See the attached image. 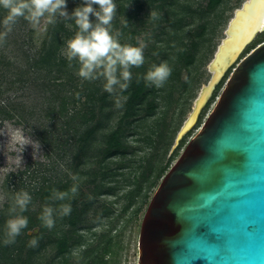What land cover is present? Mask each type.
I'll return each instance as SVG.
<instances>
[{
  "label": "rangeland",
  "instance_id": "obj_1",
  "mask_svg": "<svg viewBox=\"0 0 264 264\" xmlns=\"http://www.w3.org/2000/svg\"><path fill=\"white\" fill-rule=\"evenodd\" d=\"M245 1L114 0L116 14L112 21L113 34L117 35L121 44L144 45L145 62L140 67L130 69L132 78L126 90L130 88L136 73L140 74L144 87L139 98L127 109L129 94H125V90L121 92L116 86L115 92L109 97L111 105L98 117L101 128L93 142V149L89 154L91 158L81 157L78 144L72 141L57 148L52 144L45 147L39 140L38 136L41 134L44 137L50 136L49 132L44 131L43 124L46 123L47 130H53L52 124L40 117L48 109L40 89L29 88L5 94L4 98L7 97L25 109L23 114L27 115L28 111H31L30 116H33H27L29 119L26 120L25 117L21 122L17 121L18 118L6 120L0 123V127H3L5 122L22 127L25 135L38 144L35 148L32 143L25 146L22 164L17 166L11 163L15 153L6 151L7 137L0 136V168L6 166L8 158L9 167L12 169L11 172L0 170V211L8 194L14 211L18 207L15 205V192L12 191L9 181H22L24 191L29 192L32 197L28 205L30 213L26 214L28 226L20 234V237L24 238L23 242L32 241L25 237L26 233L38 232V228L32 227L30 221L40 215L41 204L39 197L33 199L32 190H37L42 184L59 188L69 183L70 187H77V192L70 194L68 199L81 197L82 202L77 204V211L85 200L93 199L85 221L79 224L77 233H82L83 236L73 246L72 254L76 255L89 249L87 256L90 258L99 253L102 245L112 239L115 243L112 248L113 263L137 264L136 226L235 64L225 72L195 123L177 142V137L192 113L202 87L211 77L209 64L226 37V29L236 9ZM81 2L82 0H68V12L71 13ZM126 17L131 18L130 23L125 24ZM41 26L46 27L43 18ZM27 29L35 31L33 35L38 47L44 31L38 32L30 23L23 24L20 20L15 30L10 31L11 44L5 54L11 57L17 49L12 39H18L20 48L25 46L20 35ZM70 29L75 30L74 25L70 24ZM262 42L264 31L255 36L235 62ZM64 54L67 55V48ZM163 62H167L172 69L170 77L162 88L147 86L144 79L146 73L154 65ZM99 79L104 91V78ZM117 99L120 101V107L116 106ZM126 112L129 113L128 117ZM120 120L124 152L104 158L103 151L108 144L111 130L116 129ZM85 168L89 169L88 175L83 173ZM14 211L0 213L4 235L6 221L17 217L11 215ZM68 227L58 225L53 229L60 233ZM46 248L45 256L39 260L42 264L55 253L50 245ZM73 260L70 259V262ZM0 264H20L12 247L5 256L0 257Z\"/></svg>",
  "mask_w": 264,
  "mask_h": 264
},
{
  "label": "water",
  "instance_id": "obj_2",
  "mask_svg": "<svg viewBox=\"0 0 264 264\" xmlns=\"http://www.w3.org/2000/svg\"><path fill=\"white\" fill-rule=\"evenodd\" d=\"M254 1L231 19L177 142L235 64L136 226L137 264H264V42L235 62L260 13L226 52Z\"/></svg>",
  "mask_w": 264,
  "mask_h": 264
},
{
  "label": "trees",
  "instance_id": "obj_3",
  "mask_svg": "<svg viewBox=\"0 0 264 264\" xmlns=\"http://www.w3.org/2000/svg\"><path fill=\"white\" fill-rule=\"evenodd\" d=\"M3 16L4 11L0 9V20ZM20 20L23 21V24L29 23L27 20L19 18L17 23L12 26L11 31L20 24ZM55 21L54 24H46L44 35L38 47L33 35L35 31L32 29H27L24 34L20 35L24 47H19L18 39H12L17 49L13 54L11 53V57L5 54L11 44L10 32L0 43V123L13 118H18L17 121L21 122L31 114V111H28L27 115L23 114L25 109L21 106L20 108L7 97L4 98L5 94L17 93L29 88L40 89L48 105L47 111L40 117H44L48 123L52 124L53 130H47L46 123H42L45 127L44 131L49 132L50 136L44 137L41 134L38 136L39 140L45 147L52 144L57 148L72 141L74 144H78L81 157L88 156L91 158L89 154L93 149L92 145L96 139V134L101 128V121L98 117L111 105L109 103L111 94L103 91L100 79L88 81L80 78L77 74L80 67L79 59L74 58L69 61L67 55L64 54L66 42L73 38L78 31L74 20L57 15ZM125 21V24L130 23L131 18L126 17ZM70 24L74 25L75 30L70 29ZM3 31L5 28L3 24H0V32ZM143 87L142 78L139 73H136L130 88L124 91L125 94H129L127 109H130L129 105L131 106L139 98ZM125 115L128 117L129 113L126 112ZM27 119L29 118L27 117ZM121 131L120 120L116 129L111 130L108 144L103 151L104 158L124 152L125 146ZM88 170L85 168L83 173L88 175ZM12 182L9 181L13 192L24 191L22 181ZM71 188L69 183L59 188L50 184H42L37 190H32L33 199L40 198L41 213L46 206L53 209V216L56 220L53 228L58 225L69 226L66 231L57 233L53 228V230L46 228L39 219L40 215L37 216L30 222L32 227L38 228V232L26 233L25 235L27 239L37 240L38 243L34 247L30 246V240L23 242L24 238H21L20 235L16 237L14 243L4 244L6 235L2 234L3 218L0 217V257L5 256L12 247L20 264H42L39 260L45 256L46 246L50 245L55 253L52 258L45 259V264H115L112 260L114 257L112 248L115 245L112 239L103 244L100 252L90 258L87 256L90 252L89 249L78 252L76 255L72 254L73 246L83 236L82 233H77L79 224L85 221L86 215L91 210L90 204L93 199L85 200L81 209L77 211L76 206L82 202L81 197L68 199L72 194ZM57 191L66 192L68 195L64 200H59L55 197ZM9 196L10 194H8L4 207L0 211L1 214L13 209ZM66 204H71V213L67 216L59 215L60 207ZM28 208L27 211L21 213L17 207V210L11 215L26 217V214L30 213ZM51 235L53 237H50ZM71 240L73 241L71 242ZM72 258L74 260L70 262Z\"/></svg>",
  "mask_w": 264,
  "mask_h": 264
},
{
  "label": "clouds",
  "instance_id": "obj_4",
  "mask_svg": "<svg viewBox=\"0 0 264 264\" xmlns=\"http://www.w3.org/2000/svg\"><path fill=\"white\" fill-rule=\"evenodd\" d=\"M67 4L68 0H0V9L4 11L0 24H3L5 28V31L0 32V43L4 41L19 18L27 20L38 32H43L45 27L41 26L42 18L46 24H54L57 15L70 17L74 20L78 31L66 42L67 58L69 61L74 58L79 59L78 76L88 81L103 77L104 91L110 94L115 92L116 86L121 92L126 90L132 78L130 69L140 67L145 62L144 45L121 44L117 35L113 34L112 21L116 14L114 0H82L81 4L76 6L71 13L67 10ZM92 17L95 19L93 20ZM171 71L167 62L154 65L144 77L147 86L154 85L156 88H162L170 77ZM118 72L119 75H117ZM116 106H121L119 99L116 101ZM0 136L7 137L6 151L15 153L11 163L17 166L22 164V154L26 145L32 143L34 148L38 147L36 142L31 141L25 135L22 127L9 122H5L4 126L0 127ZM9 163L7 158L6 166L0 170L11 172ZM73 179L76 178L73 177ZM70 191L75 194L77 187L73 186ZM67 195L66 192H55V197L59 200H64ZM31 199L27 191H19L14 195L15 205L19 207L21 213L27 211ZM207 203L209 201H206ZM70 213V205H62L59 209L61 216H67ZM39 219L48 229L53 228L56 222L53 209L47 206L43 208ZM27 226L28 219L23 215L8 219L5 225L6 238L3 243L6 245L14 243L16 237ZM37 243V240L33 239L30 246L34 247Z\"/></svg>",
  "mask_w": 264,
  "mask_h": 264
},
{
  "label": "bare ground",
  "instance_id": "obj_5",
  "mask_svg": "<svg viewBox=\"0 0 264 264\" xmlns=\"http://www.w3.org/2000/svg\"><path fill=\"white\" fill-rule=\"evenodd\" d=\"M248 1V0H246ZM242 8V6L240 7ZM239 8V9H240ZM237 11V9H236ZM235 11V12H236ZM260 13V27L259 31L255 34L261 33L264 31V0H255L253 4L249 7V9L241 14L240 21L235 26L234 40L230 43L229 47L227 48L226 52L234 46L239 45L240 42L245 38L246 34L249 30L253 27V25L257 22V18ZM254 36V38H255Z\"/></svg>",
  "mask_w": 264,
  "mask_h": 264
}]
</instances>
